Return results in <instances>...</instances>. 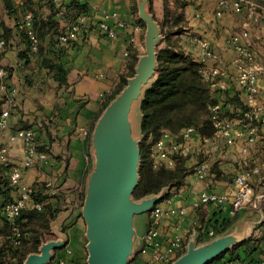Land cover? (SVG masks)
I'll use <instances>...</instances> for the list:
<instances>
[{
	"label": "crops",
	"instance_id": "obj_1",
	"mask_svg": "<svg viewBox=\"0 0 264 264\" xmlns=\"http://www.w3.org/2000/svg\"><path fill=\"white\" fill-rule=\"evenodd\" d=\"M8 1L14 10L13 15L6 7V0H0V16L6 25L13 28V39L1 58V64L11 67V76L0 84V99L7 97V91L11 88L17 90V95L11 103L7 100L4 104L5 109L10 111V116L7 128L1 133L0 142L8 146L11 165L24 164L29 157L27 145L20 138L11 140V136L17 130L24 129V126H30L29 129L35 132L37 144L47 153L48 161L41 163L35 160L25 167L23 183L30 190V194L39 192L47 196L48 202L55 208H62L58 216L69 215L64 223V231L69 238L67 246L75 240V248L79 249L86 243L81 193L85 188L91 161L90 129L102 109L103 101L124 72L129 45L136 44L140 49H144L142 27L137 23L131 0H85L88 4V14L80 19L84 29L79 31L75 43H62V48H58L61 51L59 58L57 53L54 54L56 48L52 45L51 52L45 54V57L57 58L68 69L67 84L59 86L48 76V69L43 66V56L35 57L29 63L20 59L19 52L26 48V44L16 27V19H22L31 10L37 14H47L51 3L62 6L69 4L71 0ZM186 1L189 32L185 33L184 41L187 42V48L193 50L189 47L193 34L212 43L222 60L224 80L228 83L232 95L234 90L231 80L237 72L233 61L237 52L228 43V38L243 28V15L230 11L220 20L216 16L220 0ZM158 9L157 16H161L162 0ZM106 20L111 28L117 30L115 36L100 32L96 27ZM119 23L123 25L119 26ZM257 35L262 38L264 30ZM257 48L259 53H263L264 43H258ZM259 85L264 87V80L259 82ZM261 134V140L250 146L247 156L242 154V146L235 148L234 154L231 153V148L225 144L223 138L214 143L208 141L202 144L199 136H194L191 140V150H199L198 144H202L210 163L219 161L218 168L223 175L229 174L231 180L214 179L210 177L211 174L200 179L194 173L187 178L183 194L172 198L173 202L161 201L158 204L167 209V213L162 216L157 238L161 252L166 251L168 238L176 234H189L190 237L194 231H198L201 242L202 230L205 228L221 224L223 220H230L234 216L238 217L236 222H241L249 216L259 215L261 211L257 205L261 204L260 199L264 195V174L253 181L254 194L249 204L235 209L233 201L238 191L234 179L241 170L242 162L249 160L253 168L262 167L264 164V126L261 128ZM10 172L11 169L9 176ZM261 180L263 186L260 185ZM202 192L220 193L226 196V201L223 204H199ZM21 193L22 189L16 187L12 196L17 199ZM27 206L34 207L31 198L27 201ZM173 209L177 210V213H171ZM179 209L184 210V215L178 213ZM68 251H71V248ZM141 251L137 255L141 260L147 261L156 250L150 248L147 253ZM142 254L146 255L145 258ZM253 255L254 258L244 264L264 262V243Z\"/></svg>",
	"mask_w": 264,
	"mask_h": 264
},
{
	"label": "trees",
	"instance_id": "obj_2",
	"mask_svg": "<svg viewBox=\"0 0 264 264\" xmlns=\"http://www.w3.org/2000/svg\"><path fill=\"white\" fill-rule=\"evenodd\" d=\"M252 1L264 6V0ZM131 2L135 12L136 0H131ZM187 5L186 0H162V15L160 17L153 11L151 5V11L162 28L164 40L158 48V69L141 104L143 138L141 142L140 182L133 194L138 200L157 194L164 187H170L171 191L179 189L190 175L196 174L198 164L204 161L210 163L203 149V152L198 151V149L190 153L175 152L170 155V159L173 160L171 166L166 162L157 163L155 148L166 132L177 136V139L183 142L182 130L187 127H194L199 132L202 144L208 141L214 143L219 140V134L213 120V105L221 104V115L227 119L244 118L246 111L250 110L239 93L235 92L230 95L229 88L222 90L214 88L212 82L205 79L206 65L196 59L195 44L191 41L192 44L189 47L193 50L188 49L187 42L182 38V34L189 29ZM6 7L13 15L14 10L8 0H6ZM30 14L29 24H27L25 16L22 19H16V27L20 30L22 39L26 44V48L19 52L20 59L29 63L33 58L43 56V66L48 69V76L56 81L59 86L67 84L68 69L57 59L61 53L58 48H62V38L67 39L68 42L66 43H75V39L70 38V33L74 27H79V30L84 29L80 19L88 14V4L85 0H71L69 4L62 6L51 3L49 13L37 14L31 10ZM137 22L143 31L145 24L138 19ZM0 37L5 40L4 50L0 53V65H2L1 58L7 51L11 39H13V28L6 25L1 16ZM51 45L57 49L54 50V54L57 53L58 56L55 59L45 57L47 52H51ZM34 46L36 47L35 51H33ZM141 50L136 44L129 45L124 72L103 101L102 109L96 121L109 102L127 84V79L134 75L138 56L142 53ZM4 67L8 71L7 78L3 80L5 82L11 76V67ZM7 100V97L4 96L0 99V119ZM94 125L95 123L90 129V141ZM29 127L24 126L23 128L32 130ZM35 143L38 152H45L43 148L38 146L37 140ZM248 161L242 162L241 169L253 168ZM209 165L211 178L231 180L229 174L223 172L225 173L223 175L218 168L219 161ZM10 168V163H0V202L2 203L16 200L13 198L12 192L18 186L13 185L10 180L8 175ZM81 195L83 202L84 190H82ZM170 195L171 193H167L165 199H168ZM29 198L33 200L34 207L29 208L27 206L22 209L15 222L8 221L0 212V264H22L28 254L37 252L41 242L48 240V235L51 234V222L62 211V208H55L52 203L48 202V197L39 192H32ZM36 204H41L42 207L38 209ZM236 219L237 216H234L230 220H223L221 224H216L214 226L215 235L227 230ZM259 229V237L254 234L251 239L230 251L233 257L245 262L254 258L253 253L264 243V223L259 226ZM16 230L22 234L19 245L14 243ZM257 237L259 240H256ZM204 240L207 239H203L201 242ZM237 251L239 253L234 255L233 253ZM223 256L221 255L219 258ZM219 258L209 264H217Z\"/></svg>",
	"mask_w": 264,
	"mask_h": 264
},
{
	"label": "water",
	"instance_id": "obj_3",
	"mask_svg": "<svg viewBox=\"0 0 264 264\" xmlns=\"http://www.w3.org/2000/svg\"><path fill=\"white\" fill-rule=\"evenodd\" d=\"M152 0H137L140 20L145 24L144 53L138 56L135 73L109 102L95 122L90 141L91 169L85 180L82 217L86 224V264H129L141 251L144 233L136 217L154 210L170 187L136 199L140 182L142 111L144 94L158 69V48L164 40L162 28L151 11ZM68 214L51 222L54 238L43 240L37 252L22 264H50L57 250L68 245L64 223ZM252 219L236 222L224 232L200 242L194 231L185 251L171 264H209L252 238Z\"/></svg>",
	"mask_w": 264,
	"mask_h": 264
},
{
	"label": "built area",
	"instance_id": "obj_4",
	"mask_svg": "<svg viewBox=\"0 0 264 264\" xmlns=\"http://www.w3.org/2000/svg\"><path fill=\"white\" fill-rule=\"evenodd\" d=\"M244 14L247 17L244 21V27L240 32L232 34L228 38V43L237 52V56L233 61L236 67V74L232 76V84L234 93L240 94L242 100L250 108L246 111L244 118H231L227 119L222 117L221 104L212 106L214 113L213 120L218 129L219 138H223L225 144L229 148L242 146V154L249 155L250 146L257 144L261 138V128L264 126V87L259 85V82L264 80V52H258V44L252 41L251 26L253 25L264 26V6L255 3L252 0H220L216 16L223 18L228 12ZM27 24L31 20V14L25 15ZM123 25L122 23L118 24ZM100 32L115 36L117 30L111 28L107 21L100 22L97 26ZM79 27H74L71 30L70 38L75 39L79 33ZM193 44H195V57L200 62H203L206 67L204 71L205 79L212 82V86L218 89L229 88L228 83L224 80L225 72L222 68L221 58L216 52V49L208 40L199 37L196 34L191 36ZM68 42L66 38H62V43ZM5 40L0 37V53L4 50ZM36 47H33V51ZM8 76V71L0 65V84ZM17 95V90L11 88L7 91V99L12 102ZM10 116V111L5 109L0 119V137L2 131L7 128V121ZM181 136L184 141L177 139V136L166 132L161 140L156 145V162H166L168 165H173V160L170 155L177 151L183 153H190L191 147L189 142L193 140L194 136H199V132L194 127H187L182 130ZM16 138L22 139L27 145L28 160L24 164L11 165L10 180L13 185L20 187L22 193L14 202H0V212L10 222H15L22 209L27 207L29 200L30 190L25 186V167L30 166L35 160L41 163L48 161L46 152H38L36 150V135L33 130L19 129L11 136V140ZM0 163L9 164V150L8 146L0 142ZM209 164L204 161L196 167V175L200 179H204L209 175ZM264 174V164L262 167L256 168H243L236 174L234 183L238 186V191L234 196L233 205L235 209H240L247 203L251 202L254 194L253 187L251 186L255 178ZM262 183V180H261ZM264 198V195L262 196ZM226 201V196L216 192H202L200 194L199 204H223ZM38 209L42 207L41 204L35 205ZM171 213H177L173 209ZM179 214L184 215V210L178 211ZM165 210L156 205L152 214V226L150 231L145 236V243L143 253H147L148 249L154 248L156 251L153 253L149 260L144 264H171L180 254L185 250L187 243V236L176 234L169 237L166 245V251L161 252V245L157 241L159 236V226L161 224L162 216ZM183 218V217H182ZM215 225L211 228L202 230L203 239H209L215 236ZM22 234L16 230L14 233V243L19 245L21 243ZM232 255L230 252L226 253L225 258H222L217 264H244L245 261L236 257H227ZM260 264H264L261 262Z\"/></svg>",
	"mask_w": 264,
	"mask_h": 264
},
{
	"label": "rangeland",
	"instance_id": "obj_5",
	"mask_svg": "<svg viewBox=\"0 0 264 264\" xmlns=\"http://www.w3.org/2000/svg\"><path fill=\"white\" fill-rule=\"evenodd\" d=\"M152 3H151V5H152V7H153V11L156 13V14H158L159 13V9L158 8H160V4H161V0H153V1H151ZM154 14V13H153ZM134 15H135V18H136V20L138 19V20H140V18H139V14H138V8H137V0H136V11L134 12ZM243 15V27H244V21H245V19L247 18V17H245L244 16V14H242ZM160 17V16H159ZM223 17H226V15L225 16H223ZM159 19V18H158ZM222 18H220V20H221ZM107 21V20H106ZM141 21V20H140ZM138 23V22H137ZM249 26H251L252 28H251V32H252V36H253V38H252V41L253 42H256L257 44L259 43V44H262V43H264V35H263V37L262 38H258V35H257V33H259L262 29L264 30V26H260V25H258V26H256V25H253V24H251V23H249ZM243 29V28H242ZM241 29V30H242ZM144 32H145V28L143 29V34H144ZM186 32H189L188 30L186 31ZM185 32V33H186ZM239 32V31H238ZM182 34V38L184 39V40H186V34ZM143 39H144V35H143ZM186 42V41H185ZM144 44V43H143ZM162 44V43H161ZM161 44H160V46H161ZM159 46V47H160ZM144 50H145V46H144V49H142L141 51H142V53H144ZM189 144H190V147H191V149L193 148L192 146V144H191V141L189 142ZM199 145V147H200V149L198 150V151H201V152H203L202 151V149H203V147H202V144H198ZM198 147V146H197ZM239 147V145L237 146V147H233V148H231V150H230V152L231 153H233L234 154V152H233V150L236 148H238ZM206 153V152H205ZM209 155H212V154H209ZM91 166H92V159H91V161H90V166H89V170L91 169ZM254 182H252V184H251V186L253 187L254 186ZM187 185V183L186 182H184L183 183V186L182 187H180L179 189H175V190H172L171 191V188H170V190L167 192V193H171V195H170V197L168 198V199H163V202H169L170 200H172V202H173V199H174V197H176V195H179L180 193H182L183 194V192H184V189H185V186ZM261 186H263V184L261 183L260 184ZM258 190H259V188H258ZM217 193V192H216ZM218 194H220V193H218ZM173 198V199H172ZM261 200V204H258L257 205V207L259 208V210L261 211L260 213H259V215H257V216H255V217H253V216H249V218L248 219H252V220H256L257 222L259 221V220H262L263 219V222L261 223V224H259L258 226H256V229H255V231H256V233L254 232V234H256L255 236H260V229H259V226L260 225H262L263 223H264V198H261L260 199ZM249 204V203H248ZM164 210H165V213H167L166 211H167V209H165L164 207H162ZM180 210V209H179ZM182 210V209H181ZM154 211V210H153ZM153 211H151V212H148V213H144V214H140V215H138L137 217H136V220H137V223H138V225L140 226V228L142 229V231H143V233H144V237L147 235V233L150 231V229H151V226H152V214H153ZM254 215L256 214V212L254 211V213H253ZM238 218V217H237ZM234 223H236V221L234 222ZM216 236V235H215ZM254 236V235H253ZM252 236V237H253ZM188 238H187V241L189 240V234H188V236H187ZM214 237V236H213ZM257 237V238H258ZM52 238H54V235L51 233L50 235H48V238L47 239H52ZM212 238V237H211ZM210 239V238H209ZM208 240V239H207ZM256 240H259V238L258 239H256ZM205 241V240H204ZM168 242V241H167ZM86 243H87V239H86ZM86 243L85 244H83V246L81 247V248H75L76 247V245H77V241H73L72 240V242H71V244H69V246H70V248H71V251H68L70 248H69V246H65V247H63V248H61V249H59V250H57L56 251V253H55V256H54V258H53V260H52V262L50 263V264H86V260H87V250H86ZM144 243H145V238H144ZM187 244V243H186ZM144 245V244H143ZM69 248V249H68ZM143 248H144V246L142 247V251H141V253L143 252ZM185 251V250H184ZM239 252L237 251V252H235V253H233L234 255H237ZM143 256H144V258H145V256L146 255H144V254H142ZM181 255V254H180ZM224 256L223 257H221V258H219L217 261H221V259L222 258H225V255L226 254H223ZM233 255H227V257H232ZM150 259V258H149ZM143 260V262H145L146 260H144V259H142ZM142 260H141V257L140 256H138V255H136L135 256V258L129 263V264H143V262H142Z\"/></svg>",
	"mask_w": 264,
	"mask_h": 264
}]
</instances>
